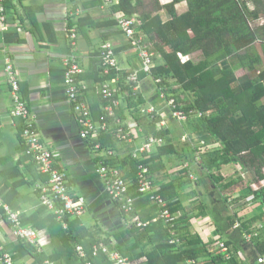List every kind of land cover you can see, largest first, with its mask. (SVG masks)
<instances>
[{"label": "crops", "instance_id": "0c3cea01", "mask_svg": "<svg viewBox=\"0 0 264 264\" xmlns=\"http://www.w3.org/2000/svg\"><path fill=\"white\" fill-rule=\"evenodd\" d=\"M170 1L161 0V5ZM2 6L4 11L3 13L0 11V197L3 203L13 210L20 212L21 215L30 216L42 206L40 190L49 180V178L46 180V174L39 171L33 159L27 156V143L23 136L26 120L13 115L14 101L7 74V61L10 60L17 68L20 92L29 107L30 117L34 119L41 141L52 151L56 167L66 174L70 195L85 203V212L80 216L84 226L96 230L97 237L113 234L111 236L113 245H117L116 234L126 230L129 227V221L120 215L116 206L117 202L123 204V201L116 202L108 194L105 181L98 169L103 163L112 166V162H115L117 167H112L118 169L122 177L130 183L131 191L132 188H137L140 165L145 163V159L152 157L157 148L141 153L139 148L146 142L145 137H142V126L138 125L128 110L122 115L126 117L122 120L116 115L117 107L114 115H110L105 109L110 104L109 101H105L102 93L106 82L116 91L120 106L126 105L125 98L129 96L130 85L128 76L126 77L125 74L126 72L130 74L141 66L134 40L119 29L118 23L116 26L104 25L99 28L94 25V22H106L114 17L112 9L104 7L102 0H5ZM184 6L182 3L178 8L181 9ZM161 14L164 19L168 18L164 10ZM2 16L7 20L6 31L1 29ZM85 16L89 18L80 27L78 20ZM71 23L75 24L74 27H70ZM71 28L77 30L75 45L71 44L72 40L68 37ZM142 37L144 38L139 36V38ZM106 41L112 42L115 48L119 49L117 52L119 70H112L116 74L108 80L104 79L107 75L103 72L100 56ZM197 54L199 55V52ZM72 57L82 69L77 77L81 98L88 105L91 118L98 128L95 134L88 138L81 136L82 128L68 100L64 83V59ZM152 79L148 75L142 79L138 90L133 88V91H140L148 100L144 107L154 104L152 98L157 88ZM155 103H159L155 105L161 108V112H167L166 103L163 104V101ZM144 107L142 106V109ZM161 118L160 122L163 124L158 128H164L171 134L176 148L173 151L176 153L159 158L153 170L149 166L150 177L155 182L154 192L161 194L159 191L164 184L175 181L179 187L176 190L170 189L168 192L172 202L177 204L175 212L170 208L169 200L161 194L167 201L173 218L186 217L188 219L185 223L186 230L190 235H199L213 253L227 252V258H230L228 246L226 245L227 250H223L220 245L225 241L219 235L214 222L215 213L219 212L223 217L228 215L230 210L249 218L257 211L254 210V205L249 198L239 199L235 197L236 195L231 196L233 191L228 193L230 195V205H228L224 200L225 193H222L210 179H206L205 183L198 180V176L203 172L198 169L196 162L188 160L187 153L195 146L201 147L208 143L199 135L191 134L190 122L180 124L181 121L178 122L169 113ZM104 123L106 127H103ZM183 126H186L187 132L178 130V127ZM120 128L124 130L125 135L120 133ZM195 135L197 140L194 139ZM198 138L201 139L198 140ZM211 143L216 147L220 145L215 140ZM97 144L101 145L100 149L96 148ZM208 150L210 149L203 148L201 153ZM128 158L137 161L134 181L131 178L133 169L127 163ZM245 171L234 165H226L219 172L227 182L234 176L243 177ZM245 179L248 180V178ZM216 192L220 194L219 197ZM130 195H132L131 192ZM150 197L151 205H156L159 210L157 215L159 217L154 218L153 221L159 218L167 221L161 217L162 208L152 195ZM134 198L136 203L137 197ZM223 203L227 211H224L225 207L223 210ZM4 214L6 215L5 211L0 212V243L14 258L15 246L18 240L22 239L14 235L13 227ZM141 216V214L135 215L139 219ZM64 225L67 226L66 223ZM26 226L35 229L32 224ZM35 230L41 240V245H35L41 251L50 254L58 248L59 251L65 252L63 238L57 237L53 241L54 239L46 229ZM247 240L242 242L239 257L245 263L260 264L253 244L250 242L251 239L247 238ZM125 242H128L127 239ZM3 252L0 250V256ZM125 257L128 258V256ZM16 261L15 264H34L35 262L29 255ZM196 261L198 264L200 262L204 264L205 260ZM0 264L3 263L0 261ZM44 264L80 263L68 257L61 259L58 256L55 262L46 260ZM134 264H145V260L139 259Z\"/></svg>", "mask_w": 264, "mask_h": 264}, {"label": "trees", "instance_id": "16d2710c", "mask_svg": "<svg viewBox=\"0 0 264 264\" xmlns=\"http://www.w3.org/2000/svg\"><path fill=\"white\" fill-rule=\"evenodd\" d=\"M182 3L185 6L179 9ZM111 9L112 15L113 11H122L125 16L137 17L135 36H144L142 44L155 53L153 59L156 67L152 74L161 79L152 98L154 104H150L157 109L156 117L152 118L146 111L150 106L144 107L148 100L140 91H133L132 83H129L126 105L119 104L116 108V115L122 120L126 118L122 116L125 111H129L142 126V137L146 140L150 136L163 138L152 157L144 160L145 163L153 170L159 158L176 153L173 151L176 148L171 134L164 128H158L163 115L169 113L172 117V107L166 106L167 113L161 112V108L155 105L159 101L168 103L173 98L177 109L185 113H203L201 117L188 121L192 127L191 134L199 135L208 143L201 147L210 149L201 153L203 148L195 146L187 153L188 160L196 162L203 172L198 180L205 183L206 179H210L225 193L224 200L228 205V193L233 191L231 196L249 198L253 205H260L261 210L249 218L230 210L223 217L219 212L215 213L218 233L228 246L230 258H227V252L213 253L199 235H190L186 230V217L177 219L172 216L167 221L159 218L154 222L153 219L159 217L157 206L151 205L150 195H142L136 192V188L130 191L137 197L131 215L118 200L115 202L120 215L129 221V227L116 234L117 245H113V234L97 237L96 230L84 226L80 217L67 215L60 219L42 205L30 216L22 214L21 220L24 225L32 224L35 229H46L53 241L57 237L63 238L65 252L56 248L48 254L22 239L15 246L14 260L29 255L35 260L34 264H44L46 260L55 262L59 256L80 264H87V261L92 264H113L107 254L101 253L97 257L92 254L93 246L104 242L111 250L116 248L123 256H128L130 264L139 259H144L145 264H190V260L200 259L205 260L204 264H249L238 253L242 242L248 241L247 236L251 235L250 242L259 263V257L264 256V185H255L264 179V57L254 42H262L264 51V23L257 25L264 15V0H171L164 5H161V0H120ZM162 10L168 15L167 19L161 14ZM88 18H80L77 24L81 27ZM74 25L71 23L70 27ZM94 25L98 28L116 26L117 20L113 17L106 22H94ZM115 49L119 52V49ZM198 52H202L201 62H197L193 56ZM183 57L189 58L183 61ZM240 69L245 73L239 76L237 71ZM255 71L257 74L252 75L251 72ZM115 74L112 71L107 77L103 76L108 80ZM128 75L126 72L125 76ZM146 76L147 73L140 71V80ZM213 140L220 144L219 147L211 143ZM27 156L37 164L32 156ZM127 163L133 169L131 178L134 181L137 161L128 158ZM111 165L117 167L115 162ZM226 165L245 169L252 176L248 180L234 176L225 182L219 171ZM45 176L47 180L48 174ZM178 187L175 181H171L159 191L169 200L173 212L177 210V204L172 202L168 192ZM225 203L223 210L225 207L224 211H227ZM0 212L4 213L2 207ZM138 214L142 215L141 221L147 222L146 226L137 225L135 215ZM171 239L179 241L171 243ZM78 245L87 251L85 259L78 256Z\"/></svg>", "mask_w": 264, "mask_h": 264}, {"label": "built area", "instance_id": "2783aa9c", "mask_svg": "<svg viewBox=\"0 0 264 264\" xmlns=\"http://www.w3.org/2000/svg\"><path fill=\"white\" fill-rule=\"evenodd\" d=\"M5 0H0V11L3 13L4 8L2 2ZM103 6L112 8L115 4L119 3L120 0H102ZM113 16L117 20L118 27L124 32L126 36L134 40L136 50L141 59V66L139 69L132 71L128 75V82L133 84L134 90H138L141 87L142 79L139 78L140 71L147 73L151 76L156 84L161 82L160 78H155L152 74L153 68L156 67L154 61L155 53L148 50L142 44V38L136 37V26L137 17L125 16V14L120 12H114ZM1 29L6 31L8 29L7 20L5 17H1ZM68 37L72 40V45L76 44L77 31L75 28H71L68 32ZM101 61L103 72L105 75H109L112 70H119V61L115 46L112 42L106 41L101 49ZM189 57H183L182 60L185 61ZM64 83L66 86V92L69 102L72 104L77 121L80 124L81 136L83 138H88L89 136L95 134L98 130L96 124L91 118V112L88 105L82 100L81 94L79 92V86L77 77L82 72L80 65L77 63L75 58H65L64 59ZM7 74L9 77L10 88L14 101L13 115L21 117L26 120V126L23 130V136L27 143L26 153L32 156L39 167V170L43 174H48L49 180L47 184L41 187L40 201L41 205L47 207L50 211H53L59 218H64L67 215L73 217H80L85 212V203L80 199H74L70 193L67 186L66 174L54 167V155L52 151L41 141L37 129L35 128V122L32 117H30V111L27 103L23 100L22 94L20 92V78L18 73L10 60L7 61ZM115 80H113L114 82ZM104 98L110 102L109 105L105 107L106 111L110 115L115 114V108L119 106L120 101L116 96L115 90L111 85L106 82L102 89ZM164 96V95H162ZM175 100L172 98L166 103L169 107H172L171 113L172 117L178 121H185L186 119L193 116H202V112L190 111L185 113L184 111L177 109L174 104ZM172 105V106H171ZM148 113L151 114L152 118L156 117L157 109L154 106L146 109ZM163 123L159 122L158 126ZM106 127V123L103 124ZM120 133L124 134V130L120 128ZM125 135V134H124ZM163 142V138H157L155 136H150L146 142L140 146L139 151L141 153L150 151L151 149L157 147ZM97 149L101 148L100 144L96 145ZM110 154H113L110 152ZM99 173L105 181V189L108 194L115 200L123 201L122 208L130 214L133 210L135 198L130 195V183L122 177L118 169L109 166L108 164H102L99 169ZM136 191L144 195H152L156 200L157 204L162 208L161 217L168 220L172 218V212L169 209L167 201L163 198L161 194H157L155 191V182L150 177V167L146 163L140 165V171L138 173V185ZM0 206L4 209L7 220L13 227V233L16 237L31 242L33 244L41 245V240L38 232L31 227H27L23 224L21 220V214L18 211L13 210L9 205L3 203L0 197ZM138 226H146L147 222L141 221L136 217ZM248 239L251 235L247 236ZM177 239H171V243L175 242ZM179 241V240H177ZM221 247L223 250H227L226 244L221 242ZM0 250L4 251L0 256V261L3 264H15L13 256L4 250V246L0 245ZM77 253L80 257H87V252L82 245L77 246ZM101 253H106L109 255L110 260L113 264H130L127 257L123 256L117 250H111L108 245L104 242L95 244L92 250L94 257L99 256ZM190 264H198L196 260H190ZM259 263H264V256L259 258ZM87 264H92L87 261Z\"/></svg>", "mask_w": 264, "mask_h": 264}, {"label": "rangeland", "instance_id": "374dc122", "mask_svg": "<svg viewBox=\"0 0 264 264\" xmlns=\"http://www.w3.org/2000/svg\"><path fill=\"white\" fill-rule=\"evenodd\" d=\"M251 6H253V4H251ZM263 17H262V19L259 21V23H257V25H260V24H263L264 23V15H262ZM255 46H256V48H257V50L258 51H260V53L262 54V56L264 57V51H263V49H262V42H260V41H258V40H256L255 42ZM194 58L197 60V62H201L202 61V52H199V55L197 54V53H195L194 55ZM262 67H264V58H263V65H262ZM244 73V71L242 70V69H240V70H238L237 71V74L240 76V75H242ZM251 74L252 75H255V74H257V72L255 71V72H251ZM153 80V79H152ZM172 106V105H171ZM193 117H201V116H193ZM190 118H192V117H190ZM190 118H188V119H186L185 120V122L184 121H181L180 122V124H183V123H186V121H189L190 120ZM179 122V121H178ZM179 124V125H180ZM178 130H181V131H188V129L186 128V126H183V127H178ZM194 139L195 140H197V136L195 135V137H194ZM199 139H201V138H198V140ZM197 143V142H196ZM247 172V173H246ZM263 174H264V170H263ZM249 175L250 176H252V174L249 172V171H245L244 173H243V177H245V178H248L249 179ZM259 185H264V179L263 180H261L259 183H258V185H255L256 187L257 186H259ZM216 194L218 195V197H219V193H217L216 192ZM254 210L255 211H257V212H259L260 210H261V206L260 205H254Z\"/></svg>", "mask_w": 264, "mask_h": 264}]
</instances>
